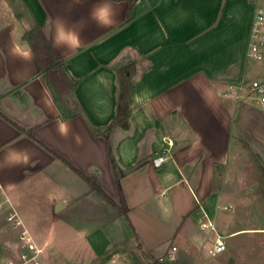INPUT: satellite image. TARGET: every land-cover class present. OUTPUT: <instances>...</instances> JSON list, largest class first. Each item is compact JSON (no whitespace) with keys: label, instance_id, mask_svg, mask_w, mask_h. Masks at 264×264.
Listing matches in <instances>:
<instances>
[{"label":"crops","instance_id":"0c3cea01","mask_svg":"<svg viewBox=\"0 0 264 264\" xmlns=\"http://www.w3.org/2000/svg\"><path fill=\"white\" fill-rule=\"evenodd\" d=\"M98 2L0 0V264L19 245L6 222L11 209L22 221L53 216L50 235L55 250L69 252L66 264H155L171 247L170 264H264V236L250 240L264 235V107L250 89L258 82L264 90V48L260 61L248 56L264 1L137 0L126 18L125 1L106 0L115 13L108 27L89 18ZM57 18L80 33L79 48L53 44ZM34 24L77 80L73 117L54 102L33 53L11 54L14 44L29 46ZM128 69L129 115L105 140L118 74ZM110 157L127 217L66 163L118 203ZM157 157L164 162L155 165ZM205 216L214 231L200 228ZM253 216L263 223H250ZM216 235L225 250L210 254Z\"/></svg>","mask_w":264,"mask_h":264},{"label":"trees","instance_id":"16d2710c","mask_svg":"<svg viewBox=\"0 0 264 264\" xmlns=\"http://www.w3.org/2000/svg\"><path fill=\"white\" fill-rule=\"evenodd\" d=\"M123 1H125L127 6L126 18H128L129 11L131 10V7L137 0H123ZM25 38L28 41V45L31 48V51L34 55V58L36 60V63L40 71L43 73V77L53 96L54 102L59 106L60 109H62L65 117H73L77 115L79 113V108L73 96V91L77 85V80L70 78L67 75L65 65L57 58L54 50L52 49L48 40L46 39V36L44 35L42 29L37 24H34L31 27V29L26 33ZM127 71H129V69L125 70L124 72L122 71L118 74L120 93L117 98L116 115L114 120L110 123V125L104 129L103 137L105 138V140H107V133H109L112 127L115 126L116 124L124 125L129 115L128 96L130 92V82L125 74ZM3 118L7 120L4 116ZM20 131L24 132L23 130ZM25 133L31 137L30 131H25ZM38 144L41 145L47 151L53 153L42 143L38 142ZM53 154L64 161V159L61 158L59 155L55 153ZM110 160L115 175L116 187L119 194L118 203H115L110 198V196L101 188L96 177L85 175L76 168H74L72 165H70L68 162L66 163L76 174H78L86 183H88L92 191L97 192L107 202H109L114 207H116L120 215L127 217L128 208L126 207V204L122 197V193L119 185L121 172L114 165V162L111 157ZM143 163L144 162L142 161L138 162L134 166V169L140 167ZM263 182H264V174H263ZM154 263L170 264L165 260L154 261Z\"/></svg>","mask_w":264,"mask_h":264},{"label":"built area","instance_id":"2783aa9c","mask_svg":"<svg viewBox=\"0 0 264 264\" xmlns=\"http://www.w3.org/2000/svg\"><path fill=\"white\" fill-rule=\"evenodd\" d=\"M264 0H253L255 4ZM264 48V7L256 5L254 19L252 22L250 44L248 49V56L256 61L262 60ZM251 91L259 98V102L264 107V90L258 82H252L250 85ZM170 145V142H167ZM163 157L154 159L155 165H160L164 162ZM2 205L0 204V208ZM8 225L18 230L19 245L16 248L13 258L7 261L6 264H42L45 257V247L39 245L28 231L24 222L18 214L11 209L6 216ZM200 228L204 231H214V223L205 216L204 221L200 223ZM176 248L171 247L169 253L166 254L164 260L173 261L174 252ZM225 250V243L223 237L216 235L213 238L210 254H219Z\"/></svg>","mask_w":264,"mask_h":264},{"label":"clouds","instance_id":"9594fccd","mask_svg":"<svg viewBox=\"0 0 264 264\" xmlns=\"http://www.w3.org/2000/svg\"><path fill=\"white\" fill-rule=\"evenodd\" d=\"M76 2L82 3L83 0H76ZM114 16V10L106 0H99L89 11V18L97 27H108L112 25L114 23ZM52 40L53 44L58 48L66 47L69 49H77L81 45L80 33L73 30L60 18H57L53 24ZM11 54L22 60H29L32 56L29 46H21L19 44L13 45ZM58 130L60 134L67 135L69 128L67 124L61 123Z\"/></svg>","mask_w":264,"mask_h":264},{"label":"rangeland","instance_id":"374dc122","mask_svg":"<svg viewBox=\"0 0 264 264\" xmlns=\"http://www.w3.org/2000/svg\"><path fill=\"white\" fill-rule=\"evenodd\" d=\"M261 191H264V189L260 188V192ZM260 205L264 206V201H260ZM36 215L37 217L35 218H29V219L25 218L23 219V221H24V224L26 223L25 224L26 228L28 229L32 237L35 239V241L39 245L41 246L46 245L48 237L51 236V241L50 243H48L50 244V246L49 247L46 246V250H45L46 252L45 256L47 255L45 260H47L48 262L47 264H66V263H63V259H64L65 254L67 255L69 252L55 250L54 249V246H55L54 239L57 237V235H50L52 233L50 227L52 223L54 222L55 218H53V216L51 215H44L42 212H38L36 213ZM249 222L254 223V225H259L263 223V220L261 219V216H259V218L257 219L253 216L252 219H249ZM263 236L264 235L253 236L251 237L250 240H253V242H263L262 240ZM12 237H14V235ZM246 237L247 236L245 235L236 237L234 239L229 240V243L235 242V241L237 242L243 241ZM244 241H246V239Z\"/></svg>","mask_w":264,"mask_h":264},{"label":"water","instance_id":"95a60500","mask_svg":"<svg viewBox=\"0 0 264 264\" xmlns=\"http://www.w3.org/2000/svg\"><path fill=\"white\" fill-rule=\"evenodd\" d=\"M59 207H60V206H59ZM57 209H58V205H57V208L55 209V211H58Z\"/></svg>","mask_w":264,"mask_h":264}]
</instances>
